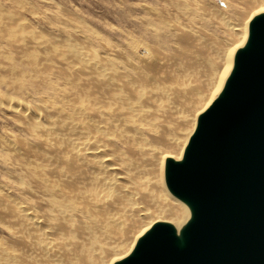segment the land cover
<instances>
[{
	"label": "bare ground",
	"instance_id": "obj_1",
	"mask_svg": "<svg viewBox=\"0 0 264 264\" xmlns=\"http://www.w3.org/2000/svg\"><path fill=\"white\" fill-rule=\"evenodd\" d=\"M244 3L248 8L244 13L245 18L233 29L235 31L232 35L235 38L231 37L234 41L231 40L232 44L229 43L222 50L217 73H213L206 90L202 92L197 87L192 89L184 86L188 88L187 91L191 89L187 95L193 96V102L190 103L193 114L191 117L185 114L175 116L185 126L181 127L183 124L179 122L180 128L184 127L185 130L183 136L176 131L178 125H171L174 127L170 128L169 118L173 114L170 113L172 97H180L187 91L181 82L177 87L157 85L153 76L156 66L151 57V61L146 58L140 61L139 58V64L143 62V65L138 68H135V64L133 69L118 68L106 57L105 61L70 44L66 49L58 50L61 70L37 75L38 60L34 56L31 75L39 78V89L51 91V98L55 101L50 102L56 103H43L41 106L25 102L24 108L28 113L22 115L26 120H31L27 125L36 141L40 139L49 148L52 156L47 153L42 156L49 165L55 164L51 169L60 179L58 185L46 183L44 177H40L41 174L39 176L40 182L46 187L45 192H49L45 195L54 199L51 205L54 213L57 212L47 216L57 221L60 214L58 222L70 226L69 217L65 220L61 218L65 212L73 211L74 214L84 215L87 217L85 228L90 235L89 242H111L98 244L94 252L72 244L73 249H81V255L87 264H123L131 258L140 257L143 242L160 226L168 228V234L173 237V242L179 249L187 246L190 226L198 216V204L195 199L171 187V165L186 161L201 117L217 100L226 95L230 81L238 70L239 56L256 44L254 28L255 23L264 18V0H244ZM5 19L10 17L7 15ZM14 41L24 47L22 39ZM184 41L188 42L186 39ZM34 44L36 47L41 45L39 40H35ZM70 57L76 64L69 62ZM41 117L48 120L47 124ZM167 142L179 144L177 152L171 147L178 159L168 157L167 155L172 156V152L165 154L161 149V145L164 146ZM160 183H164L162 187H165L161 189V193L158 189ZM10 210L11 216L20 225V230L15 235L21 241L24 238L28 240L20 242L21 246L30 251L31 256L35 255L33 258L37 257L41 264H58V260L55 262L54 258L61 256L60 252L64 253L68 248L62 244L64 239L58 235L59 232L45 228L46 225L41 227L42 222L39 223L32 213L17 204L11 205ZM78 226L80 225L77 224ZM99 232H112L116 240H101ZM126 233H131V237L126 236ZM124 235L125 241L129 242L126 247L112 243H120ZM20 244L17 246L20 247ZM68 246L70 247L69 244ZM104 253L107 256L105 261ZM18 257L0 245V264H20Z\"/></svg>",
	"mask_w": 264,
	"mask_h": 264
},
{
	"label": "rangeland",
	"instance_id": "obj_2",
	"mask_svg": "<svg viewBox=\"0 0 264 264\" xmlns=\"http://www.w3.org/2000/svg\"><path fill=\"white\" fill-rule=\"evenodd\" d=\"M245 7L244 0H179V2L178 0H0V19H2L0 22V245L19 256L20 264L42 262L37 257L33 258L35 255L31 256L30 251L21 246L20 242H28V240L24 238L21 241L15 235L20 230V225L11 216L10 209L14 204L32 213L40 221L39 223H43L40 224L41 227L52 224L45 228H52L63 237L62 244L64 243L69 249L66 248L64 253L60 252L61 256L54 258L55 262L58 260L56 262L58 264H87L81 255V249L79 251L78 248H74L75 251L72 248L76 244L80 245L79 248L86 247L90 252H94L98 244L111 243L89 242L90 235L85 228L87 217L84 215L81 217L73 211L65 212L66 214L64 213L61 218L65 220L69 217L70 226L58 222L60 212L57 221L47 216L57 212L54 213L51 205L54 199L45 195L46 187L41 183L39 176L41 174L40 177H44L46 183L58 185L60 179L51 169L54 163L49 165L42 156L46 153L52 156L49 148L40 139L36 141L27 125L31 120H26L22 115L28 113L24 108L25 102L42 106L43 103L50 104L55 100L51 98L53 94L50 90L46 89V92L45 89L44 91L39 89V78L31 75L34 56L39 61H37V75H40L39 73L47 75L51 71L61 70L58 52L66 49L70 44L103 60L106 57L118 68L133 69L134 64L135 68H138L143 65V62L139 64L140 61L145 60L144 58L150 60L151 57L156 66V71L152 75L155 76L154 81L158 82L157 85L177 87L182 83L185 90L197 87L203 92L210 84L212 75L217 73L222 52L234 41L233 29L245 18L244 13L248 9ZM7 15L10 19H5ZM19 38L24 42L23 48L13 42L14 39ZM184 39L188 42L186 43ZM35 40H39L41 45L36 47ZM70 58H68L69 62L76 64ZM185 85L188 88L184 87ZM189 91L184 92L185 94L180 97L174 96L176 100L174 97L170 98L173 100L170 112L173 114L169 118L170 128L174 127L171 125L179 126L180 121L178 122V117L175 116L181 114L192 116L190 103L193 102V96L187 95ZM41 119L47 124L48 120L43 117ZM180 126L176 131L183 136L185 126L183 129ZM162 145L161 149L163 148L165 154L172 152V156L167 155L168 157L179 158L174 156L175 151L177 152L180 147L179 144L167 142ZM177 146L179 147L176 148ZM160 185L158 189L161 193V189L165 187H162L164 183ZM77 224L80 226L77 227ZM130 234L126 233V236L131 237ZM98 235L101 236V240H116L112 232H99ZM124 238L125 235L121 238L123 241L119 240L120 243H112L126 247L129 242ZM16 242L23 249L18 247ZM103 257L105 261L107 257L105 253Z\"/></svg>",
	"mask_w": 264,
	"mask_h": 264
},
{
	"label": "water",
	"instance_id": "obj_3",
	"mask_svg": "<svg viewBox=\"0 0 264 264\" xmlns=\"http://www.w3.org/2000/svg\"><path fill=\"white\" fill-rule=\"evenodd\" d=\"M256 44L239 56L226 95L201 117L170 185L198 204L187 246L166 226L123 264H264V18Z\"/></svg>",
	"mask_w": 264,
	"mask_h": 264
}]
</instances>
